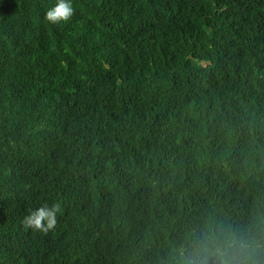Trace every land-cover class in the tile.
<instances>
[{"label": "trees", "instance_id": "1", "mask_svg": "<svg viewBox=\"0 0 264 264\" xmlns=\"http://www.w3.org/2000/svg\"><path fill=\"white\" fill-rule=\"evenodd\" d=\"M71 2L0 0V264H170L264 218V0Z\"/></svg>", "mask_w": 264, "mask_h": 264}, {"label": "clouds", "instance_id": "2", "mask_svg": "<svg viewBox=\"0 0 264 264\" xmlns=\"http://www.w3.org/2000/svg\"><path fill=\"white\" fill-rule=\"evenodd\" d=\"M75 13L71 0H56L44 14L50 24L69 21ZM61 212L59 203L29 209L21 220L25 229L53 231ZM170 264H264V218L244 222L210 218L189 229L170 250Z\"/></svg>", "mask_w": 264, "mask_h": 264}]
</instances>
